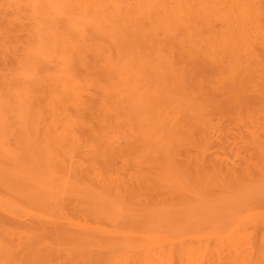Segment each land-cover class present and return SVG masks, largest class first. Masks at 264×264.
Listing matches in <instances>:
<instances>
[{"label":"bare ground","instance_id":"obj_1","mask_svg":"<svg viewBox=\"0 0 264 264\" xmlns=\"http://www.w3.org/2000/svg\"><path fill=\"white\" fill-rule=\"evenodd\" d=\"M149 2L0 0V260L5 263L119 264L125 256L151 259L165 241L180 245L193 261L204 246L198 248L194 238L206 237L202 241L215 239L235 250L233 263L221 264H264L252 261L253 242L264 244L259 87L264 83L249 89L248 82L235 80L230 65L234 80L230 85L224 78L227 91L211 93L205 83L225 67L223 58L206 53L193 59L181 51L178 39L193 37V26L185 25L189 20L183 24L171 14L176 26H138L135 21H144L151 10ZM198 2V8L185 6L188 16H208L212 23V1ZM226 15L224 23L232 26ZM129 21L138 27L125 30ZM225 35L232 43V33ZM250 38L243 42L247 50L256 46ZM263 50L250 55L253 51L264 70ZM221 59L219 66L214 63ZM151 69L161 80L160 75L153 81ZM162 103L173 105L176 114L167 113L168 107L163 112ZM222 122L234 124L232 138L240 144L224 149V155L210 151L215 138L223 145L231 137V125L227 129ZM205 245L203 254L211 252Z\"/></svg>","mask_w":264,"mask_h":264},{"label":"rangeland","instance_id":"obj_2","mask_svg":"<svg viewBox=\"0 0 264 264\" xmlns=\"http://www.w3.org/2000/svg\"><path fill=\"white\" fill-rule=\"evenodd\" d=\"M144 1V0H143ZM146 1V0H145ZM148 1V0H147ZM212 2V6H211V11L209 12V15H210V18H213V20L211 21L212 23H210V19H208V16H203V18H202V16H201V18H200V16L199 15H197V14H195L194 16H196V19H198V20H196L195 18H194V16H192V19L188 16V14H187V8L185 7V6H188L187 4H192L193 6H194V3L196 4V6H194V7H196V8H198V4H199V2H198V0H197V2H198V4L196 3V0H191V1H187V0H184V2L182 1V0H152V3L150 4V2H149V4H148V6H152L150 9L151 10H148L147 12H146V14H144L143 15V18H144V21H143V19H142V17L140 18L141 20H142V22L140 21V20H136L135 22L136 23H138V26H141L142 25V27H148V29L149 28H151V29H155V27H157V29L156 30H161V27L162 26H164V25H169L170 24V22H171V24L170 25H172L173 23V26L175 25H177L176 23H178L177 21L178 20H176V22H174L175 21V18H179L180 20L182 19V22H183V24H184V22H186V21H188V23L187 24H185V25H187L188 27L190 26V25H192L193 27H190V30H191V33L192 34H190L191 36H193V37H190L189 35H188V37H185V38H187V39H185V43H183V41H181V38H179L178 40H180V43H179V47L180 48H182V50L181 51H183L184 53H190V56H189V58H192L193 57V59L195 58V57H198L200 54H201V56L200 57H202L203 55H205L206 53L207 54H213V57H214V55L215 56H220L221 58H223V60H224V62L225 63H223L224 65H222V62H221V66H225V67H221V68H223L222 70H220V68H218L217 69V72H218V74H219V76H218V74H217V76H215V75H213V74H210L209 75V77L211 78L210 80H212V82H211V84L210 83H208V84H206L205 83V85H207V87L208 88H210V89H212L210 92L211 93H213L214 95L216 94V95H222V94H224L227 90V88L228 87H226V86H228V82L226 81V79H224V78H227V80H229V83H230V85H231V80H234V77H235V80L237 79V81H238V83H242L243 81H245V82H243L245 85H247V83L246 82H248V88L252 85L253 87H252V89L254 88V89H256V87L254 86L255 85V82L256 83H258V82H260V83H264V75H263V73H264V70L263 69H261L260 67H258V65H256V64H258V61H254V60H256V58L254 59L252 56H253V51L251 52V54L252 55H250V51L251 50H253V49H255V51H260L261 52V50H263L264 49V4H261L260 2H261V0L259 1V0H235L236 1V3H235V1L234 0H228V4L229 5H227L226 3V1L227 0H217L216 1V3H217V5L215 6L214 5V1L213 0H211ZM257 3H256V2ZM181 2V3H180ZM186 2V3H185ZM188 2V3H187ZM190 2V3H189ZM193 2V3H192ZM224 2H225V4H224ZM238 2V3H237ZM251 2H252V4H251ZM164 3V4H163ZM179 3H180V6H181V4L184 6V8L186 9H184L185 11H183V10H181L183 13H179L180 12V8H182L183 9V6H179ZM218 3H220V9H224V6L225 5H227V6H225L226 8L224 9L226 12H225V14H224V10H220L219 8H217V6L219 5ZM255 3V4H254ZM263 3V2H262ZM155 4V5H154ZM177 4V5H176ZM186 4V5H185ZM258 4V5H257ZM164 5V6H163ZM168 5V6H167ZM214 5V6H213ZM257 5V6H256ZM262 5V6H261ZM177 6H178V8H177ZM259 6V7H258ZM261 6V7H260ZM180 7V8H179ZM153 8V9H152ZM166 9V11H165V9ZM176 8V9H175ZM257 8V9H256ZM260 8V9H259ZM218 9V10H217ZM213 10V11H212ZM215 10H217L218 12L216 13V11ZM220 10V11H219ZM228 10L230 11V12H228ZM257 10V12H255ZM259 12V13H258ZM263 12V13H262ZM215 14L216 13V15H214L213 16V14ZM260 13L262 14V15H260ZM171 14H173L174 16H175V18H174V16L173 15H171ZM220 14H223V16L222 15H220ZM226 14H228V16H229V14H231V16H232V18H227L228 20H230L229 22H228V24L230 23V24H232V26H233V28H232V26L231 25H229V27H228V25H226L227 24V22H225L224 23V18H226ZM257 14V15H256ZM186 15V16H185ZM220 16V18H219V16ZM167 16H168V18H167ZM170 16H171V19L173 20V18H174V20L173 21H171V19H170ZM256 16H257V18H256ZM167 18V19H166ZM185 18H186V20H185ZM187 18H189V19H187ZM206 18V19H205ZM260 19V20H259ZM161 20H164V21H161ZM165 20H167V21H165ZM169 20V21H168ZM179 20V21H180ZM208 20V21H207ZM259 20V21H258ZM262 20V21H261ZM134 20H131V22H133ZM138 21V22H137ZM191 21V23L192 24H189V22ZM202 21H204V22H202ZM207 21V22H206ZM227 21V20H226ZM130 22V21H129ZM129 22H126L127 24H123V26H126V27H123L125 30H127L128 29V31H130V30H132L133 28H136V27H138L136 24V26L134 27L133 25H134V23H132L131 24V22H130V24H129ZM146 22V23H145ZM162 22V23H161ZM262 22V23H261ZM142 23V24H141ZM145 23V24H144ZM150 23V25H148ZM167 23V24H166ZM141 24V25H140ZM144 24V25H143ZM151 24H155L154 25V27L151 25ZM131 25V26H130ZM148 25V26H147ZM157 25H159V26H157ZM258 25H259V28H258ZM132 26H133V28H132ZM161 26V27H160ZM208 26V27H207ZM210 26H212V27H210ZM231 26V27H230ZM128 27V28H127ZM226 27H228V28H226ZM130 28V29H129ZM158 28H160V29H158ZM262 28H263V30H262ZM198 30V31H197ZM201 32H200V31ZM212 30V31H211ZM242 30H243V32H242ZM244 30H248L249 32H251L250 34H248L249 32H244ZM193 32H196V33H200L199 35L198 34H193ZM219 32H221V34L219 33ZM227 32L229 33V35H230V33H232V36H233V38H231V40H232V43H233V45H232V43H230L231 41H230V39H229V42L228 41H226V40H224L223 39V37H224V35H225V37H226V39H228L227 38V36H229L228 34H227ZM213 33H214V35H213ZM204 34V35H203ZM244 34H246V36H244ZM244 37V38H247L248 39V37L249 36H251V38L250 39H252V38H255V40L254 39H252V40H254V43H255V47L254 48H251V49H249V50H247L248 48H244L243 47V42H246V40L247 39H244L243 40V38H242V40H241V38L240 37ZM253 36V37H252ZM206 37H208V39L206 38ZM219 39H218V38ZM230 37H231V35H230ZM191 38L193 39V42L192 43H190L192 40H191ZM189 39V40H188ZM188 40V41H187ZM219 41V42H216V41ZM222 40V41H221ZM190 41V42H189ZM206 41V42H205ZM211 41L213 42V44H211ZM223 41H226L225 43L223 42ZM235 41V42H234ZM179 42V41H178ZM177 42V43H178ZM188 42V43H187ZM198 43V45L197 46H194V45H196L197 43ZM227 42L228 43H230L232 46L230 47V44H228L229 46H225V44H227ZM189 44V46L187 45V44ZM206 43H207V46H206ZM209 43V44H208ZM257 43H259V46H258V44ZM192 44V45H191ZM194 44V45H193ZM211 44V47L209 46ZM218 44H220V45H222V46H220V45H218ZM178 45V44H177ZM184 47H183V46ZM187 47H186V46ZM200 45V46H199ZM201 45H203V46H201ZM224 45V46H223ZM199 46V47H198ZM210 48H209V47ZM214 46H216V48L214 47ZM247 46V45H246ZM263 47V49H262V47ZM192 47V48H191ZM220 47V48H219ZM222 47H223V49H222ZM252 47V46H251ZM260 47V48H259ZM205 48H206V50H205ZM228 48V49H227ZM231 48H232V50H231ZM242 48H244L243 50H241ZM258 48V49H257ZM202 49H203V52H202ZM240 49V50H239ZM194 50V51H193ZM212 50V51H211ZM219 50V51H218ZM222 50V51H221ZM225 50V51H224ZM228 50H229V52H228ZM231 50V51H230ZM235 51V52H237V54L235 53V52H232V51ZM237 50H239V51H237ZM244 50H247V51H244ZM246 52V53H244V52ZM254 51V52H255ZM264 51V50H263ZM201 52V53H200ZM212 52V53H211ZM214 52H216L217 54L218 53H220V55L218 54H215ZM248 52H249V54H248ZM228 53V54H227ZM233 53V54H232ZM193 54V55H192ZM196 54H198L197 56H196ZM203 54V55H202ZM239 54V55H238ZM244 54H246V55H244ZM249 55V57H248V55ZM211 55H209V56H211ZM226 55V56H225ZM233 55V56H232ZM234 55H235V57H237L238 59H240V60H238V59H236L235 57H234ZM195 56V57H194ZM208 56V55H207ZM246 57L247 58V60H246V58H244V57ZM206 57V56H205ZM203 58V57H202ZM214 58H216V57H214ZM252 58V60H251V63H250V59ZM218 59V58H217ZM225 59L227 60V62H228V64H227V62L225 61ZM234 60V61H233ZM244 62H247V64H244V65H248V66H244L243 65V61ZM219 61H222V59L221 60H218L217 62H215L214 61V63L216 64V65H218L219 66V64H217ZM235 61H237V62H235ZM240 63H239V62ZM257 62V63H256ZM236 63V64H235ZM238 64V65H237ZM241 64H242V66H241ZM254 64V67L252 66ZM227 65V66H226ZM230 65L232 66H234L233 68L232 67H230ZM255 65H256V67H258L257 69V71H259V72H257L258 74H261L260 76H258L255 72H256V68H255ZM230 68H229V67ZM250 67H252L251 68V71H250V69L249 68ZM217 68V67H216ZM227 68H229V69H227ZM232 68V72H233V70H234V74H235V72H237V74L236 75H234L233 73H231L232 74V76H234V77H232L231 76V74L229 73V71H230V69ZM244 69V70H243ZM154 71H155V69H153ZM249 70V71H248ZM263 71V72H262ZM158 72V71H157ZM157 72H154L155 73V75L153 76V73H152V69H151V71L149 70L148 71V74L149 75H151V76H153L152 78H153V81H156V79H157V77L158 76H160L161 74L160 73H158V75L156 76V73ZM224 74H223V73ZM238 72H239V75H238ZM244 72V74H246V75H244V74H242ZM247 72H248V75H247ZM223 74V76L221 77V75ZM228 74H230V75H227ZM249 74H251V75H253V76H251V75H249ZM242 75V77H240ZM244 75V76H243ZM203 76V75H202ZM201 76V77H202ZM237 76H239V77H237ZM161 77H163L162 75L160 76V77H158L159 79L161 78ZM203 77H205V79H207L208 78V76H203ZM230 77H232V78H229ZM244 77H246V78H249V79H244ZM151 78V79H152ZM218 78H220L221 79V81L218 79ZM252 78V79H251ZM261 78H262V82H261ZM163 79V81L165 80L164 78H162ZM200 79V78H199ZM240 79V80H239ZM258 79V80H257ZM161 80V79H160ZM160 80H158V82L160 81ZM215 80V82L213 83V81ZM226 82V84H222V83H225L224 81ZM167 81V80H166ZM201 81V80H200ZM202 81H203V79H202ZM251 81V82H250ZM252 81H254L253 83H252ZM169 82V81H168ZM204 82V81H203ZM202 82V83H203ZM206 82V81H205ZM250 82V83H249ZM164 83V82H163ZM221 83V84H220ZM252 83V84H251ZM259 83V84H260ZM164 84H166V83H164ZM170 84L171 83H169L168 84V89L170 88L171 89V86H170ZM210 84V86L212 85L213 86V88H214V91H213V88L212 87H210V86H208ZM258 84V85H259ZM261 84V85H262ZM205 85H204V87H205ZM222 87H224V88H222ZM229 85V86H230ZM250 85V86H249ZM218 87H220V88H218ZM259 87H261V90H263L264 91V87H262V86H259ZM205 89H207L206 87H205ZM204 89V90H205ZM220 89V90H219ZM222 89H224V90H226L225 92H223L224 90H222ZM249 89H251V87L249 88ZM260 89V88H259ZM208 90V89H207ZM219 92V93H218ZM162 104H163V106H165V107H163L162 106ZM162 104H160V109L163 111V112H165L166 113V111H167V113H172L173 112V114H176V111H174V109L175 108H173L172 106L173 105H170V104H165L164 105V103H162ZM168 105V106H167ZM169 106L171 107V108H169ZM167 107H168V109H167ZM167 109V110H166ZM166 110V111H165ZM168 110H170V112L168 111ZM172 114V115H173ZM168 115V114H167ZM171 115V114H170ZM174 116V115H173ZM217 116V115H216ZM215 116V117H216ZM225 118H221V119H224V121L225 122H227L228 121V118H226L227 116H224ZM218 118V116L215 118V121H216V119ZM219 119V118H218ZM226 119V120H225ZM220 121V120H219ZM222 121V120H221ZM220 121V122H221ZM229 122V121H228ZM227 122V123H228ZM223 124H224V122H222ZM222 123H220V124H222ZM219 125V124H218ZM225 126H227V124L225 123L224 124ZM222 126V128L223 127H225V126ZM229 125H233L232 127L231 126H229ZM228 126H229V128H232V129H230L229 130V132H230V138L228 139V141L227 142H225L223 145L221 144V145H217V144H219L220 142L218 141V138H215V140L213 141V143H212V146H211V149H210V151H214L215 152V154L217 153H221V154H225L226 153V151H225V153H224V149L226 150L227 149V151L229 152L230 150H231V148H235V147H237V145H238V147H239V145L240 144H236L235 143V139L234 138H232V136H233V129L234 130H236V128H234L235 126H234V124L233 123H231V124H229ZM221 126V125H220ZM228 126H227V129H228ZM226 128V127H225ZM224 128V129H225ZM227 129H225V130H227ZM224 130V131H225ZM217 137V136H216ZM216 139H217V143H216ZM232 140V141H231ZM232 142H234V143H232ZM215 147V148H214ZM219 147H222V149L220 148V149H218ZM225 147V148H224ZM217 149V150H216ZM233 158H235V156H233ZM240 159H237V161H239ZM242 160V159H241ZM191 238V237H190ZM203 238L205 239L206 237H202V240H203ZM208 238V237H207ZM194 239H196L197 241H199L198 243H197V241L195 240V241H193V245H194V242H196L197 243V245H198V248L199 247H201V246H203L202 247V250H200L199 252H200V254L199 255H197V257L195 258V257H193V261L190 259V258H188V257H190V253H187V251L186 252H182L183 250H181V248H180V245H177V244H174L173 245V243H172V245L174 246H172L171 244V246L169 245V243H171V242H169V240H167L169 243L167 244L166 243V241H165V243L163 242L162 244H164V248H160V247H158L157 249L158 250H156L157 251V255L155 254V252H154V254H155V256H148V257H152L153 258V260H151L150 258H148V259H145L144 260V256H140V258L141 259H136V260H134L135 258L133 257V256H129L128 258H130V260L129 259H127L126 258V256L125 257H123L124 255H122L121 254V257H123L122 258V260H124V261H120L119 262V264H135L134 262H136V264L138 263V264H194L195 262L194 261H197L195 264H197V263H199L200 264V261H201V264H221V262L222 261H228L229 263L231 262L230 261V259L232 260V258H229V257H234V256H232L233 254H231L230 255V253H233V252H235V250L233 249L232 251H231V249L230 248H226L225 246H226V243H225V245H221V243L220 242H218L217 240H215V239H210L209 238V240L210 241H206L207 242V245H209V243H211L208 247L211 249V252L209 251V250H207L208 251V253L207 252H204V254H203V248H205V241H202L201 240V238H194ZM192 240V239H191ZM200 240L204 243V244H202V242H200ZM206 240V239H205ZM217 242V243H216ZM251 242H253V241H251ZM188 243V242H187ZM189 243H191V242H189ZM196 243H195V245H196ZM200 243V244H199ZM216 243V244H215ZM219 243V244H218ZM263 243V242H262ZM260 241H257V242H253V245L252 246H254L253 247V249L254 248H256V251L255 252H253V254H252V261H254V262H259V263H264V262H262V260L264 259V258H260V256L261 257H264V244H262ZM202 244V245H201ZM249 244V243H248ZM251 244V243H250ZM262 244V245H261ZM190 245H192V244H190ZM192 245V246H193ZM217 247V248H215V246ZM221 245V246H220ZM159 246V245H158ZM160 246H162L161 244H160ZM191 246V247H192ZM252 246H250L249 248H247L248 250V252H250V248H252ZM157 247V246H156ZM214 247V248H213ZM218 247H219V249H218ZM222 247V248H221ZM196 248V247H195ZM208 248V249H209ZM188 249H190V247L188 248ZM207 249V248H206ZM216 249V250H215ZM217 249L218 250H220V252H217ZM221 249H224L223 251L221 250ZM199 250V249H198ZM205 250V249H204ZM261 250V251H260ZM6 251V250H5ZM4 251V252H5ZM122 250H116V252H118L119 254H120V252H121ZM192 251V250H191ZM197 251V250H196ZM215 251V252H214ZM221 251L223 252V254L221 253ZM195 252V251H194ZM194 252H192V253H194ZM198 252V251H197ZM237 252V251H236ZM261 252V253H260ZM202 253V254H201ZM226 253V254H225ZM228 253V254H227ZM252 252H250V254H251ZM255 253H257V254H255ZM195 254V253H194ZM213 254V255H212ZM216 254V255H215ZM191 255H193V254H191ZM212 257H211V256ZM222 255L225 257H222ZM202 256H204V258H202ZM238 256V255H237ZM254 256V257H253ZM133 257V258H132ZM198 257H201L200 258V261H199V259H197ZM205 257H206V260H205ZM208 257H210V258H208ZM143 258V259H142ZM147 258V257H146ZM190 259V260H187V259ZM192 258V257H191ZM195 258V259H194ZM126 259V260H125ZM132 259V260H131ZM208 259V260H207ZM134 260V261H133ZM213 260V261H212ZM217 260V261H216ZM127 261H128V263H127ZM189 261H190V263H189ZM192 261V262H191ZM204 261V262H203ZM210 261L212 262V263H210ZM233 261V260H232ZM264 261V260H263ZM124 262V263H123ZM133 262V263H132ZM188 262V263H187ZM206 262V263H205ZM214 262V263H213ZM217 262V263H216ZM76 263V262H75ZM231 263H233V262H231ZM0 264H7V263H5V261L4 260H0ZM76 264H78V262L76 263Z\"/></svg>","mask_w":264,"mask_h":264}]
</instances>
